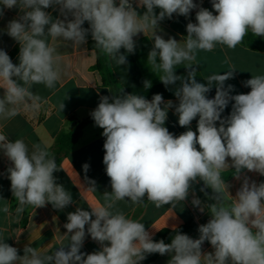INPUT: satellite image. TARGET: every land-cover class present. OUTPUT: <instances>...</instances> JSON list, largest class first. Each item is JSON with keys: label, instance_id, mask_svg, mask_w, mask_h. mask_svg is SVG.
<instances>
[{"label": "clouds", "instance_id": "1", "mask_svg": "<svg viewBox=\"0 0 264 264\" xmlns=\"http://www.w3.org/2000/svg\"><path fill=\"white\" fill-rule=\"evenodd\" d=\"M211 3L215 15L193 0H136L135 6L133 0H118V4L117 0H0V16L4 9L18 8L20 12L3 30L19 43L20 50L17 65L0 49L2 117L39 111L42 98L32 91L33 86L43 84L53 89L60 80L61 57L47 42L49 37L76 47L85 45L90 34L97 48L116 64L125 65L126 55L121 49L133 54L134 37L153 29L154 46L147 63L163 73L159 79L165 87L180 82L174 90L178 100L175 106L171 100L165 102L161 94H154L149 101L144 95L124 93L123 89L111 97H100L90 115L106 137L103 163L111 192L103 193V203L89 205L90 212L77 207L68 213L64 225L67 247L61 245L43 253L29 244L23 255H18L17 248L0 238V264H140L154 253L168 254V264H264V182L257 184L245 177L232 196L221 176L228 168L234 169L237 179L242 169L264 176V75L244 82L251 88L247 94L231 95L234 86L226 88L225 81L233 78L235 68L198 82L197 68L193 67L198 50L212 51L216 44L235 48L249 30L264 37V0ZM56 6L62 19H53L45 11ZM138 8L145 9L143 14ZM196 8V22L186 25L183 46L175 38L157 34L160 21L172 19L173 14L187 18ZM85 22L89 28L83 27ZM180 65L188 70L186 76L175 74ZM143 85L148 89L151 82L145 80ZM213 85L216 93L209 99L206 94ZM230 101H234L230 115L221 118ZM59 107L63 110L64 103ZM173 107L178 124L188 128L179 136L164 126ZM197 117L194 132L189 126ZM0 151L10 161L6 171L12 195L19 202L17 213L25 206L38 208L46 203L63 210L73 202L71 193L56 183L57 164L46 148L33 144L29 151L23 139L13 141L0 132ZM83 168L86 172L89 165ZM197 178L204 184L201 191L212 190V202L207 204L211 219L199 225L196 239L174 227L170 243L154 241L144 223L114 211L117 202L126 198L133 204H142L146 197L156 207L175 206L174 202L188 199ZM88 183L96 189L94 181ZM191 203L204 211L199 198ZM86 225L87 234L101 246L91 254L81 252ZM205 241L212 252H202Z\"/></svg>", "mask_w": 264, "mask_h": 264}, {"label": "crops", "instance_id": "2", "mask_svg": "<svg viewBox=\"0 0 264 264\" xmlns=\"http://www.w3.org/2000/svg\"><path fill=\"white\" fill-rule=\"evenodd\" d=\"M135 2L136 0H133L134 6ZM193 2L213 11L214 15L217 14L212 8L211 0H193ZM198 10L199 8L193 9L190 13L196 17ZM45 11L49 12L53 19L63 18L60 16L58 6L50 7ZM137 11L143 14L145 9L138 8ZM19 14V9L13 8L4 9L3 15L0 16V49L6 51L11 61L17 65L19 64L20 45L3 30L8 22L17 18ZM189 22L191 21L183 16H174L168 21H160L157 34L162 35L165 39L175 38L183 46L187 36L186 25ZM153 31V29H148L145 33H138L134 37L135 51L133 54L125 53L124 49H121V53L126 55L127 64L118 65L108 55L109 71L96 68L97 52L88 46L89 41L94 42L92 38H87L85 45L74 47L63 39L53 40L49 37L47 42L56 48V54L61 57L60 80L53 89H48L43 84L33 86L32 91L42 98L39 111L34 113L21 111L12 118L0 116V132L13 141L23 139L28 145L29 151L32 150L33 144H40L46 150L51 148L58 133L71 128L69 123L71 117H75L76 121L90 120L83 128L82 135L75 147L60 162L59 170L55 176L56 183L63 185L71 193L73 200L63 210H58L51 203H46L45 206L38 208L25 206L22 213H17L19 202L12 195L11 182L7 178L6 171L10 166V161L0 151V238H5L6 243L17 248L18 255H23L24 247L29 244L43 253H51L61 245L67 247L69 239L65 234L67 229L64 228V225L68 222V213L74 212L77 207L90 212L89 205L103 203V193L111 192L110 178L105 172L103 163L105 155L103 145L106 137L102 135L103 129L95 125L90 113L98 106L101 96L111 97L117 93L115 85L110 82L112 76L124 84L127 93L144 95L149 101L154 94H161L165 102L171 100L174 106L178 104L174 90L180 87V82L165 87L159 79L163 73L152 69V66L147 63L148 53L154 46ZM260 38L264 40V37ZM15 49L16 53L10 56ZM194 63L196 65L193 67L197 68L196 79L198 82H206L207 77L212 74L222 75L230 68H235L233 78L225 81V87L234 86L231 95L247 94L251 88L244 86V82L251 79L252 76L264 75V49L254 50L243 41L235 48L216 44L212 51L198 50ZM174 71L176 75L186 76L188 70L184 65H180ZM145 80L151 82V87L148 89L144 88ZM3 91L0 89V97L3 96ZM215 93L216 88L213 85L206 95L211 99L214 98ZM62 102L65 105L63 110L59 107ZM233 103L234 101L229 102L221 114V118L230 115ZM198 119L199 117L193 119L189 126L194 132L197 131ZM164 126L174 136H179L188 130L187 127H181L178 124L175 107L168 110ZM217 126H219V122H217ZM84 164L89 165L86 172L83 168ZM230 169H225L223 172ZM245 177L249 178L250 182L255 181L257 184L264 182V176L259 173L242 169L239 179L233 174L231 178L225 180L226 184L230 186L229 192L232 196H235ZM197 179L198 182L193 183L188 199L184 202H174L175 206L156 207L155 204L146 200V197L142 204H133L126 198L117 202L114 211H121L126 218L144 223L146 230L152 234L153 240L162 231H173L174 227L178 229L189 222L196 226L195 231L189 236L196 239L199 236V225L206 224L211 219L207 204L212 202L209 196L205 195L206 192L201 191V188L204 187L203 181ZM89 181L95 182V190L89 187ZM208 190L212 192L210 188ZM193 198H199L204 202L202 205L204 211L192 205ZM5 207L8 208L7 212L4 211ZM92 218L95 219V217ZM87 227L86 225V237L81 252L91 254L99 251L101 246L87 234ZM161 239L167 243L169 235H164ZM212 251L210 243L205 241L202 245V252ZM169 259L168 254H158L151 264H168ZM140 264L146 263L143 260Z\"/></svg>", "mask_w": 264, "mask_h": 264}, {"label": "trees", "instance_id": "3", "mask_svg": "<svg viewBox=\"0 0 264 264\" xmlns=\"http://www.w3.org/2000/svg\"><path fill=\"white\" fill-rule=\"evenodd\" d=\"M176 16V14H173V17ZM184 17V16H183ZM186 18V17H185ZM188 20L191 22L195 23L196 22V17L193 14H189L187 17ZM170 19H165V21H168ZM84 28H89L88 22H85L83 25ZM87 38H91V35L89 34ZM244 44L249 45L252 49L254 50H262L264 49V40L261 39L258 36H255L252 32H248L247 35L244 37L243 40ZM89 48H94L97 52V63H96V68L100 70H106L109 71L110 68V61L108 54L103 52L101 49L97 48L94 42L89 41L88 43ZM16 53V49L11 52V55H14ZM111 83L115 85V88L117 90V93L120 92L121 89H123L124 93H127L124 84L119 81L115 76L111 77L110 80ZM89 119H84L82 121H76L75 117H71L69 119V123L71 124V128L68 130H62L58 133V135L55 138L54 144L51 148L47 149L49 152V155L51 157H55V161L57 164V168L59 170L60 162L68 156V154L72 151V149L75 147L76 143L78 142L79 138L82 135L83 128L86 126V124L89 122ZM197 148L199 149V146L197 145ZM57 171L54 172V176H56ZM234 169L227 170L225 172L221 173L222 178L224 180H227L231 178L233 175ZM203 183V182H202ZM204 188V187H203ZM204 192L208 193V196L211 195V192L208 190V188L204 189ZM147 200V198H146ZM196 226L192 223H186L185 225L179 227L178 230L179 232L183 234L189 235L193 231H195ZM175 234L174 231L170 230H164L159 235H157L154 239V241H158L161 239L164 235H169V240L167 243L171 242V238ZM158 256V253L151 254L150 256H146L144 259L146 264H151L155 258Z\"/></svg>", "mask_w": 264, "mask_h": 264}, {"label": "built area", "instance_id": "4", "mask_svg": "<svg viewBox=\"0 0 264 264\" xmlns=\"http://www.w3.org/2000/svg\"><path fill=\"white\" fill-rule=\"evenodd\" d=\"M117 4H118V0H117Z\"/></svg>", "mask_w": 264, "mask_h": 264}]
</instances>
